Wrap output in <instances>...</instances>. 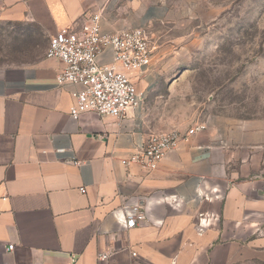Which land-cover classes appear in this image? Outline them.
I'll use <instances>...</instances> for the list:
<instances>
[{
	"label": "crops",
	"instance_id": "1",
	"mask_svg": "<svg viewBox=\"0 0 264 264\" xmlns=\"http://www.w3.org/2000/svg\"><path fill=\"white\" fill-rule=\"evenodd\" d=\"M186 2L0 0V23H33L50 39L98 14L102 33L147 35ZM112 63L107 47L98 64ZM150 64H113L144 96L124 117L84 113L78 121L68 112L79 87L58 84L60 61L44 54L0 69V264H264L262 123L212 116L193 126L205 130L181 132L154 171L121 163L158 134L143 118L157 78ZM133 206L144 220L124 229Z\"/></svg>",
	"mask_w": 264,
	"mask_h": 264
},
{
	"label": "rangeland",
	"instance_id": "2",
	"mask_svg": "<svg viewBox=\"0 0 264 264\" xmlns=\"http://www.w3.org/2000/svg\"><path fill=\"white\" fill-rule=\"evenodd\" d=\"M147 35L157 75L143 105L147 132H185L212 116L264 125V0H187ZM48 42L33 23H0V69L44 56Z\"/></svg>",
	"mask_w": 264,
	"mask_h": 264
},
{
	"label": "built area",
	"instance_id": "3",
	"mask_svg": "<svg viewBox=\"0 0 264 264\" xmlns=\"http://www.w3.org/2000/svg\"><path fill=\"white\" fill-rule=\"evenodd\" d=\"M99 22L100 16L94 14L83 22L78 31L66 29L57 32L49 39L46 49L47 59L63 64V70L57 76L58 84L71 83L79 87L73 94V103L68 112L74 121H78L84 113L119 119L144 99L134 83L124 73L117 71L113 64L122 65L127 71L150 66L152 49L149 37L141 29L108 35L101 32ZM107 47L112 49L113 63L100 65L98 58ZM203 130L205 125L198 124L188 130L186 136ZM182 139H185L182 133L174 130L150 134L139 149L121 163L124 166L135 165L146 172L154 171L168 151L178 148ZM261 184L264 189V174ZM79 191L85 193L84 188ZM143 220V212L138 206H133L124 216L123 227L133 229ZM12 249L10 245L9 250ZM108 257L101 254L98 259L104 261Z\"/></svg>",
	"mask_w": 264,
	"mask_h": 264
}]
</instances>
